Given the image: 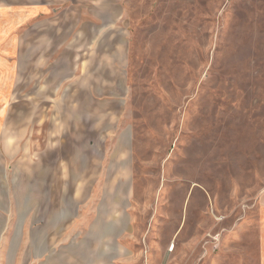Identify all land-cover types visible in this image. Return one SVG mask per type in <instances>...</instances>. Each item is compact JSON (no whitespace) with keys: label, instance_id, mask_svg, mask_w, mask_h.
<instances>
[{"label":"rangeland","instance_id":"374dc122","mask_svg":"<svg viewBox=\"0 0 264 264\" xmlns=\"http://www.w3.org/2000/svg\"><path fill=\"white\" fill-rule=\"evenodd\" d=\"M263 199L264 0H0V264H264Z\"/></svg>","mask_w":264,"mask_h":264},{"label":"crops","instance_id":"0c3cea01","mask_svg":"<svg viewBox=\"0 0 264 264\" xmlns=\"http://www.w3.org/2000/svg\"><path fill=\"white\" fill-rule=\"evenodd\" d=\"M33 21H32V19L29 21V28H30V31H31V29H33L34 30V34H31V32H30V36H33L34 35V37H36V35H37V33H36V31H37V23H32ZM108 26V25H107ZM17 36V35H16ZM18 41L20 40V34H18ZM34 41H36V38L34 39ZM123 54H124V52H123ZM29 55V59H39V60H41V59H44V60H49V59H52V60H54V61H56V60H60L61 58H63V54H28ZM89 55V57H91L92 59H94V58H99L98 57V54H88ZM115 55H117V54H115ZM68 58L69 56L67 55H65V58ZM85 57V54H75V55H72V58L73 59H77V60H79V59H83ZM76 67H77V69L79 70V68L81 69V68H83L84 66L83 65H81L78 61H77V64H76ZM80 72V71H79ZM30 186L32 187V186H36V184H30ZM29 198V203H30V201H31V198L30 197H28ZM16 203H17V201H16ZM25 207V206H24ZM23 207V208H24ZM258 207H259V225H258V227H259V229H260V236H261V234H263L264 235V199H263V201H259V203H258ZM35 210V209H34ZM67 210V209H66ZM66 210H65V212H63V210H61V212H60V214H59V220H62L63 219V216H64V220L66 221L68 218H67V212H66ZM16 211H17V216L19 215H21V212L22 211H25V210H21V207L19 208H16ZM36 211V210H35ZM31 212H32V209L31 208H29V211H28V213H27V215L28 216H31L30 214H31ZM27 215H25L23 218H21V220H20V223H19V225H21L22 224V222H24V220L27 218ZM35 217V216H34ZM263 238H264V236H263ZM15 239H16V227H15V229H14V233H13V235H12V238H11V241H10V243H11V245L12 246H14V242H15ZM260 241H261V244H262V248H263V250H264V239H262L261 240V238H260ZM10 245V246H11ZM10 251H11V248H10V250H8V252H7V254L9 255V253H10ZM3 264H15L14 262H10L9 260L7 261V259H5L4 261H3Z\"/></svg>","mask_w":264,"mask_h":264},{"label":"water","instance_id":"95a60500","mask_svg":"<svg viewBox=\"0 0 264 264\" xmlns=\"http://www.w3.org/2000/svg\"><path fill=\"white\" fill-rule=\"evenodd\" d=\"M116 224L108 223H100V225L96 228L97 230L95 232H91L90 235H94L97 239H103L106 235H113L116 236L117 229Z\"/></svg>","mask_w":264,"mask_h":264}]
</instances>
